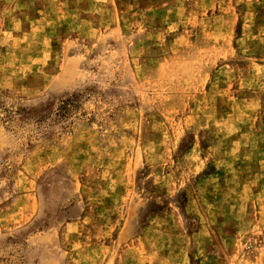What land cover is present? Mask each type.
Instances as JSON below:
<instances>
[{"label": "rangeland", "instance_id": "obj_1", "mask_svg": "<svg viewBox=\"0 0 264 264\" xmlns=\"http://www.w3.org/2000/svg\"><path fill=\"white\" fill-rule=\"evenodd\" d=\"M0 264H264V0H0Z\"/></svg>", "mask_w": 264, "mask_h": 264}]
</instances>
